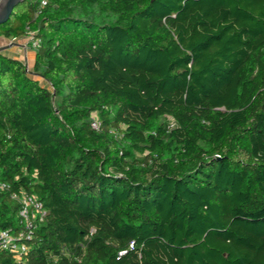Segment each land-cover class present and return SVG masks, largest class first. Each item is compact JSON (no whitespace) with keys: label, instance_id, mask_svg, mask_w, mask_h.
<instances>
[{"label":"trees","instance_id":"1","mask_svg":"<svg viewBox=\"0 0 264 264\" xmlns=\"http://www.w3.org/2000/svg\"><path fill=\"white\" fill-rule=\"evenodd\" d=\"M41 1L0 26L41 40L0 53V230L47 215L0 264H264V0Z\"/></svg>","mask_w":264,"mask_h":264},{"label":"built area","instance_id":"2","mask_svg":"<svg viewBox=\"0 0 264 264\" xmlns=\"http://www.w3.org/2000/svg\"><path fill=\"white\" fill-rule=\"evenodd\" d=\"M46 4V0L41 1L42 6ZM25 39L28 42L27 45L31 46L33 50L40 47L41 40L36 38L34 32H29L25 36ZM16 40L12 39L13 42ZM100 125L97 119L92 123V127L95 130H99ZM7 189H9V186L0 181V191ZM12 199L19 205L18 215L21 220L22 229L19 231L0 230V250L11 252L18 262H25V258L30 251L27 242L32 240L37 224L44 221L47 212L43 203L35 195L28 194L24 191L12 192Z\"/></svg>","mask_w":264,"mask_h":264},{"label":"crops","instance_id":"3","mask_svg":"<svg viewBox=\"0 0 264 264\" xmlns=\"http://www.w3.org/2000/svg\"><path fill=\"white\" fill-rule=\"evenodd\" d=\"M0 39L3 40L6 47L8 46L2 52L4 55L25 62L29 70L32 69L35 60V51L31 48V46L27 45L28 42L25 38L17 39L15 42L12 40Z\"/></svg>","mask_w":264,"mask_h":264},{"label":"water","instance_id":"4","mask_svg":"<svg viewBox=\"0 0 264 264\" xmlns=\"http://www.w3.org/2000/svg\"><path fill=\"white\" fill-rule=\"evenodd\" d=\"M24 1L26 0H0V26L10 19L14 10ZM7 47H0V53Z\"/></svg>","mask_w":264,"mask_h":264},{"label":"rangeland","instance_id":"5","mask_svg":"<svg viewBox=\"0 0 264 264\" xmlns=\"http://www.w3.org/2000/svg\"><path fill=\"white\" fill-rule=\"evenodd\" d=\"M6 47V44L3 42V40L0 39V47Z\"/></svg>","mask_w":264,"mask_h":264}]
</instances>
